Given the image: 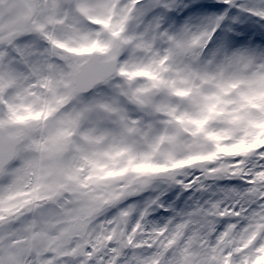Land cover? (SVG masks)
Segmentation results:
<instances>
[{
    "label": "snow or ice",
    "instance_id": "obj_1",
    "mask_svg": "<svg viewBox=\"0 0 264 264\" xmlns=\"http://www.w3.org/2000/svg\"><path fill=\"white\" fill-rule=\"evenodd\" d=\"M0 264H264V0H0Z\"/></svg>",
    "mask_w": 264,
    "mask_h": 264
}]
</instances>
